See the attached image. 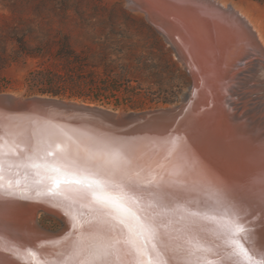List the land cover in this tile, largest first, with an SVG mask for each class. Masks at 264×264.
Here are the masks:
<instances>
[{
	"label": "bare ground",
	"instance_id": "bare-ground-1",
	"mask_svg": "<svg viewBox=\"0 0 264 264\" xmlns=\"http://www.w3.org/2000/svg\"><path fill=\"white\" fill-rule=\"evenodd\" d=\"M128 4L145 14L193 78L178 103L182 108L177 117L116 128L45 103L31 101L33 106L24 109L27 97L1 93L0 127L21 139L33 131L43 138L63 129L81 145L123 142L131 155L130 173L153 180L147 186L174 205L166 210L172 223L164 231L178 237L173 247H182L162 253L167 264H184L188 253L195 254L192 259L200 258L196 264H249L229 255L234 247L247 250L253 264H264L263 34L246 12L220 0H203L205 6L194 0H128ZM5 96L15 100L14 106ZM47 121L55 128H49ZM171 136L182 139L169 156L166 141ZM217 194L235 205L237 218L231 212L224 215L219 204L212 208ZM200 207L212 210L187 216ZM40 211L58 216L64 233L53 236L42 228ZM0 223L6 225L0 264H59L66 258L64 237L73 233L72 221L46 198L0 203ZM9 247L14 250L7 251ZM130 260L122 251L116 264H132Z\"/></svg>",
	"mask_w": 264,
	"mask_h": 264
},
{
	"label": "snow or ice",
	"instance_id": "snow-or-ice-1",
	"mask_svg": "<svg viewBox=\"0 0 264 264\" xmlns=\"http://www.w3.org/2000/svg\"><path fill=\"white\" fill-rule=\"evenodd\" d=\"M46 123L55 128L51 121ZM36 124L33 121L34 127ZM180 139L171 136L166 141L169 156ZM130 160L125 144L115 139L81 145L63 129L50 131L43 138L33 131L21 139L0 127V203L46 198V202L64 210L74 231L64 237L67 243L62 255L66 258L59 264H116L122 251L133 256L135 264H163L161 253L182 247H173L178 237L164 231L172 223L166 210H173L174 205L147 186L153 180L130 173ZM216 204L224 209V215L231 212L237 218L235 205L219 194L212 208ZM208 210L212 209L200 207L187 216L204 215ZM84 225L89 227L80 231ZM5 228L0 223V240ZM6 250L12 252L14 248ZM229 255L253 264L242 247L232 248ZM194 256L188 253L184 264H196L200 258L192 259Z\"/></svg>",
	"mask_w": 264,
	"mask_h": 264
},
{
	"label": "rangeland",
	"instance_id": "rangeland-1",
	"mask_svg": "<svg viewBox=\"0 0 264 264\" xmlns=\"http://www.w3.org/2000/svg\"><path fill=\"white\" fill-rule=\"evenodd\" d=\"M220 1L232 3L246 12L264 36V0ZM64 39L78 51L87 47L94 48L98 42L134 44L136 50L126 55H138L141 58L149 55L154 76L149 73L151 78L148 80L147 77L144 79L147 74L139 73L144 82L142 87L109 94V98L98 102L31 93L29 78L33 72L39 69H60L53 55L58 43ZM23 48H42L46 57H28ZM170 57L177 67L171 65ZM183 73L189 77V84L178 91L177 101L172 104L181 102L193 85V78L164 36L148 21L144 13L131 8L128 0H0V94L57 97L100 105L121 114L172 105L151 102L144 96L147 93L145 91L152 87L156 91L154 84L158 82L167 87H172V84L181 85ZM128 91L136 95L128 96ZM117 102L119 107L115 106ZM141 105L145 107L140 108ZM39 223L42 228L53 231L59 230L63 225L58 216L44 211H40Z\"/></svg>",
	"mask_w": 264,
	"mask_h": 264
},
{
	"label": "trees",
	"instance_id": "trees-1",
	"mask_svg": "<svg viewBox=\"0 0 264 264\" xmlns=\"http://www.w3.org/2000/svg\"><path fill=\"white\" fill-rule=\"evenodd\" d=\"M135 50L134 44L98 42L94 48L87 47L78 51L64 39L58 43L57 51L53 55L54 59L58 61L60 69H39L33 72L29 78L31 93L38 92L98 102L109 98V94L113 95L130 88L139 89V86L144 85L142 75L140 76L139 73L147 74L144 75V79L147 77L148 80L151 78L149 73L151 76H154V73L149 55L143 58L138 55L131 57L126 55V53ZM23 51L28 57L36 59L46 57L42 48H23ZM170 63L172 66H176L171 57ZM179 71L182 73L181 70ZM183 75L184 80L181 85L172 84V87H167L164 83L158 82L154 84L156 91L153 90V87L148 88L149 90L145 91L147 93L144 96L157 105L175 103L178 91L189 84V77L185 73ZM127 94L132 97L136 95L130 91ZM108 100L110 101V99ZM115 106L119 107L118 102ZM139 107L144 108L145 106ZM43 226L48 227L44 224Z\"/></svg>",
	"mask_w": 264,
	"mask_h": 264
},
{
	"label": "water",
	"instance_id": "water-1",
	"mask_svg": "<svg viewBox=\"0 0 264 264\" xmlns=\"http://www.w3.org/2000/svg\"><path fill=\"white\" fill-rule=\"evenodd\" d=\"M169 1V0H168ZM185 1V0H180ZM194 3H198L199 5L203 4V0H194ZM204 5V4H203ZM151 6V5H150ZM205 6V5H204ZM7 98V101L9 104L14 106V99L10 96H5ZM40 102L45 103L47 106L51 108H55L57 110L63 111V112H76L85 115L93 122L102 123L106 126L116 127L120 128L124 125H127L128 123L131 124L129 128H132V125L136 124H142L154 119H161V118H171V117H177L179 110L182 108V105L180 104H172L170 106L165 107H159L154 109H147L144 111H132L127 112V116L121 118L118 117V114H116L115 111L95 104H89L84 102H78L73 100H64L57 97H50V96H33V97H27V99L24 101V109L31 108L30 102ZM13 106L11 108H13ZM175 108L174 110H170L169 108ZM171 116V117H170ZM47 232L51 233L53 236H58L59 234H63L64 231L62 228L59 230L53 231L49 229H45ZM66 231V230H65ZM245 231H242L244 233ZM262 251V250H261ZM264 253V252H263ZM131 256V255H130ZM160 260L163 262V264H167L166 259L160 254ZM135 264V258L131 256V260L129 263Z\"/></svg>",
	"mask_w": 264,
	"mask_h": 264
}]
</instances>
